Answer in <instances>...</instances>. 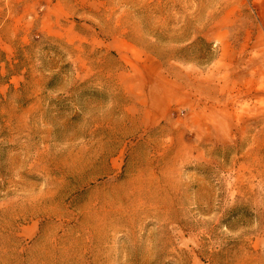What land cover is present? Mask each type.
<instances>
[{"label": "rangeland", "instance_id": "obj_1", "mask_svg": "<svg viewBox=\"0 0 264 264\" xmlns=\"http://www.w3.org/2000/svg\"><path fill=\"white\" fill-rule=\"evenodd\" d=\"M82 2L6 67L0 264H264L254 1Z\"/></svg>", "mask_w": 264, "mask_h": 264}, {"label": "crops", "instance_id": "obj_2", "mask_svg": "<svg viewBox=\"0 0 264 264\" xmlns=\"http://www.w3.org/2000/svg\"><path fill=\"white\" fill-rule=\"evenodd\" d=\"M253 1L257 13L264 16V0ZM1 9L5 14L0 22V96L10 84H17L14 76L7 78L6 71L15 47L27 46L36 34L70 47L85 40L74 21L84 13L82 0H3Z\"/></svg>", "mask_w": 264, "mask_h": 264}]
</instances>
